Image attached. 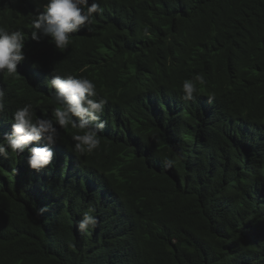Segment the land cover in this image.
<instances>
[{"label": "trees", "instance_id": "obj_1", "mask_svg": "<svg viewBox=\"0 0 264 264\" xmlns=\"http://www.w3.org/2000/svg\"><path fill=\"white\" fill-rule=\"evenodd\" d=\"M42 3L0 0L29 36L19 79L0 74V142L17 107L52 118L53 74L93 81L106 126L84 154L57 126L40 171L0 156V264H264V0H101L64 52L30 39Z\"/></svg>", "mask_w": 264, "mask_h": 264}, {"label": "clouds", "instance_id": "obj_2", "mask_svg": "<svg viewBox=\"0 0 264 264\" xmlns=\"http://www.w3.org/2000/svg\"><path fill=\"white\" fill-rule=\"evenodd\" d=\"M103 12L101 0H43L38 4L31 20L30 39L40 42L44 37L60 52L68 49L70 34L79 32L82 28L91 31L95 14ZM145 34H148L145 29ZM29 39L21 29H10L0 26V74L6 73L13 79H19L20 70L25 60V43ZM194 81L203 83V77L196 75L182 83V99L193 100L197 92ZM50 89L52 103L58 105L52 110V118L47 113L34 116L32 103L17 107L12 113L11 130L3 134L0 142V156L12 152L28 151V166L35 170L49 166L55 156L53 146L60 138L59 128L77 129L72 135L74 151L80 154L91 153L100 145L97 135L105 126L101 119L107 100L97 99L98 93L93 81L83 76L73 74H53L46 80ZM5 91L0 88V113L5 111ZM169 163H171L169 161ZM96 218L84 213L77 227L87 231L94 227Z\"/></svg>", "mask_w": 264, "mask_h": 264}]
</instances>
